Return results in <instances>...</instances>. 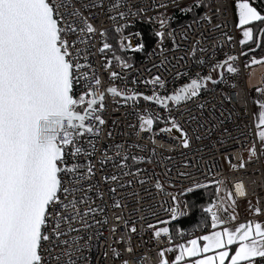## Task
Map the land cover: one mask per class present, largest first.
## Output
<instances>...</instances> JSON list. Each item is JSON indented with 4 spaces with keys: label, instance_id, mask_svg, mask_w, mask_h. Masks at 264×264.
I'll use <instances>...</instances> for the list:
<instances>
[{
    "label": "snow or ice",
    "instance_id": "1",
    "mask_svg": "<svg viewBox=\"0 0 264 264\" xmlns=\"http://www.w3.org/2000/svg\"><path fill=\"white\" fill-rule=\"evenodd\" d=\"M170 5L186 18L177 28L172 27L176 17L169 14ZM232 7L236 20L231 27L241 30L244 66L264 63V56L255 55L258 49L264 51L262 0H0V264H91L94 240L109 224V211L116 223L109 228L110 255L105 251L103 256L112 264L153 259L139 254L133 243L145 227L157 241L167 238L175 245L157 249L155 264H264V220L233 227L236 215L222 216L220 209H228L216 201L203 208L209 218L205 234L184 243L174 242L169 227L157 228L152 222L169 223L160 218L161 210L173 221L186 215L187 204L181 206L169 189L195 195L197 189L207 188L196 178L205 175L203 169L211 171L205 149L214 157L217 145L245 135L241 116L225 103L231 96L217 91L227 82L225 71H239L236 55L216 59L237 40L230 34ZM156 9L163 11L148 16ZM145 17L158 24L151 33L153 45L133 30L137 18ZM128 53H142L150 63L144 69L150 79L130 82L153 85L151 94L116 86L115 81H125L123 73L133 68ZM189 64L208 71L189 76L179 70ZM169 74L188 80L171 93L160 92ZM255 92L258 95L250 100L257 106L253 117L258 144L243 146L249 160L264 157V88ZM106 96L133 106L142 99L167 114L168 126L160 132L178 134L171 137L182 157L175 175L167 165L162 173L142 167L153 159L130 151L143 152L138 143L98 147L100 130L89 122L106 123L100 115L107 109ZM136 114L137 135L151 133L161 119L148 108ZM119 119L112 120L113 126ZM107 135L111 138L112 132ZM150 151L154 156L155 149ZM244 166L241 160L239 167ZM184 180L189 185L177 188ZM213 182L219 192L220 182ZM235 188L237 196L246 195L242 184ZM229 199L235 204L231 195ZM249 210L264 217L259 202ZM121 222L124 231L117 236Z\"/></svg>",
    "mask_w": 264,
    "mask_h": 264
},
{
    "label": "built area",
    "instance_id": "2",
    "mask_svg": "<svg viewBox=\"0 0 264 264\" xmlns=\"http://www.w3.org/2000/svg\"><path fill=\"white\" fill-rule=\"evenodd\" d=\"M145 4L148 3V0H143ZM156 4L161 3V0H155ZM173 7L170 5L169 10H172ZM168 10V11H169ZM163 9H156L155 11H150L148 16L157 15L158 12H162ZM230 20V34L237 37L236 42L232 46H225L223 51L217 53L216 59H224L225 53L233 54L238 57L235 66L239 69L238 74H228L225 71L226 83L222 84L218 87L217 91H223L225 94L231 96V102H225L228 107H231L237 111V113L241 116L243 120V124L241 126V131L245 133V135L240 136L239 132L235 129H232L235 135L240 136L239 141H226L225 145H217L213 151L215 152V156L207 155V149H205V161L208 165V168L211 169L208 172V169H203L205 175L197 174V179H199L202 183L207 184V187L214 188V195L211 200L216 201L218 204H222L224 207L228 209V211H224L223 208L220 209V214L222 216H227L229 213H234L236 215V219L232 221L231 225L248 222L251 220H256L260 222L264 220V217H257L250 212V206L257 205L259 202V206L264 208V168L263 161L261 159L252 160L243 159L242 153L246 149L243 147L244 145H249L252 142H256L255 138V127H254V119L250 107V98H249V89L247 86L248 77L251 72L250 65L248 67L244 66L246 58L240 56L239 53L241 51V46L238 43V40L242 38V34L239 33L237 29L231 27L234 23L233 14L229 16ZM173 27V28H177ZM154 28H158V24L150 23L148 18L145 17L143 21L137 18L136 23L134 25L133 30L140 31L143 36H149L152 41L150 45H153V37L151 33ZM134 43L136 41H133ZM149 50H151L149 48ZM129 56L132 57L133 68L123 73L125 75L126 80L115 81L116 86L135 89L137 91L144 92L145 94H151L153 89V85H145L141 82L136 84H132L130 81L132 79H136L137 81H142L144 79H150V75L144 71L145 67H150V63L145 61L144 54L142 53H128ZM251 56L248 57L250 59ZM154 59V57L149 58V60ZM143 62V63H142ZM120 71L119 68L116 69ZM181 72L187 71L189 76L194 75L197 71H200L201 74H205L208 69L207 67L201 69L196 64H189L187 68L181 67L179 69ZM155 71V70H153ZM215 75V73H213ZM188 76H182L178 79H173L171 74L166 76V85L165 89L159 90L160 92L167 91L171 93L175 88L180 87L182 84L187 82ZM247 101V106H246ZM105 103L107 105L106 111L100 113L106 123L103 126H99L95 121H90L93 127H98L100 130L99 136V144L98 147L110 146L113 143H138L140 144L144 151L141 152L140 149L134 148L130 151L134 154L144 155L145 157L151 156L153 159V163L151 165H142V167H147L149 170H155L156 172L162 173L164 171L165 165L168 167H173V175H175V167H178V162L182 159L180 150L173 147V141L171 139L173 133H161L160 129L167 127L168 125L164 122L166 117V113L159 109L158 107L151 105L149 103L144 102L142 99L136 106H133V102L129 101L125 103L119 97L113 100L111 96H106ZM247 107V116H244L243 110ZM145 108H148L149 111H153L158 114L161 119L157 120L154 123L153 131L149 132H141L137 135L138 129V116L137 111L143 112ZM173 110H175V106H173ZM227 114V113H226ZM219 115V113H217ZM119 117V123L116 126H113L112 120ZM128 125H133L134 127H129ZM244 125H247L245 127ZM231 128V125H229ZM111 131L112 137L109 138L107 133ZM153 139L155 143H153ZM216 139L215 136L212 138ZM151 149H155V155L152 156ZM164 156H171V160H164ZM243 160L245 162V166L243 168L239 167L240 161ZM205 161H201V165L205 163ZM235 165L236 167H233ZM209 181H219L220 182V191H216L217 184L209 183ZM190 181L184 180L178 183L177 188H179L180 184L184 186L189 185ZM242 184L246 195L243 197L236 195V184ZM172 191L178 198V202L181 206L185 205L184 202V194L188 192H179L177 189H169ZM227 194H230L235 199V204H233L232 200L227 198ZM161 200H170L169 197H161ZM246 211H249L246 214ZM117 214H119V210H117ZM125 216H127V211H125ZM109 224L100 228L99 231L103 234L102 236H98L95 238L93 247L91 249L89 259L91 260V264H112L111 259H105L103 253L105 251H109L108 244L112 241V235L109 232V228L116 223L112 219V212L109 211ZM160 218L166 219L169 223L171 220L169 213L160 211ZM209 219V218H208ZM156 224V227L159 228L160 225L156 221H152ZM169 223L167 227H169ZM137 228H140V225H137ZM124 231V225L121 222L118 226L117 236L120 232ZM152 230L147 229L145 227L143 235L136 236L134 238L133 243L138 246V253L150 256L153 259L151 261H145V264H155V257L157 249L159 248H167L169 246L168 239L163 238L159 241L154 239L151 234ZM183 238L180 240L174 241L175 243L178 241H184L189 238H196L201 234H205L204 231H197L194 234H186L182 231Z\"/></svg>",
    "mask_w": 264,
    "mask_h": 264
},
{
    "label": "trees",
    "instance_id": "3",
    "mask_svg": "<svg viewBox=\"0 0 264 264\" xmlns=\"http://www.w3.org/2000/svg\"><path fill=\"white\" fill-rule=\"evenodd\" d=\"M170 15L175 14L176 19L172 22V27L178 26L180 23L185 22L186 18H182L178 9H172L168 11ZM145 41L150 45L152 39L149 36H144ZM247 51V48H244ZM255 55H264V51L257 50ZM249 56H252L250 53ZM214 195V188L207 187L197 189L196 194L187 193L184 196V202L188 206L187 214L180 216L175 221L169 223V228L173 233V240L177 241L181 239L180 233L184 231L186 234H194L197 231H204V221L208 219L206 214L203 212V208L206 207Z\"/></svg>",
    "mask_w": 264,
    "mask_h": 264
},
{
    "label": "crops",
    "instance_id": "4",
    "mask_svg": "<svg viewBox=\"0 0 264 264\" xmlns=\"http://www.w3.org/2000/svg\"><path fill=\"white\" fill-rule=\"evenodd\" d=\"M262 3H264V0H262ZM234 10V8H233ZM236 17H235V10H234V15H233V21L235 22ZM264 56V55H261ZM260 57V56H258ZM247 86L249 89V98L251 97H256L258 94L255 92L256 88H264V63H257L255 65H253L251 67V72L250 75L248 77V81H247ZM250 107H251V111H252V115L253 113L257 112V106L251 102L250 100ZM254 119V117H253ZM255 122V119H254ZM258 144V141H257ZM248 146H251V144H249ZM242 158L243 159H249L248 157V152L247 149L244 150V152L242 153ZM262 161H263V168H264V157H262ZM249 211H246V214H248ZM231 226H238V224H234ZM186 242V240L184 241H178L176 243H184ZM175 245H173L172 247H174ZM167 255L171 258L172 257V253H167Z\"/></svg>",
    "mask_w": 264,
    "mask_h": 264
},
{
    "label": "rangeland",
    "instance_id": "5",
    "mask_svg": "<svg viewBox=\"0 0 264 264\" xmlns=\"http://www.w3.org/2000/svg\"><path fill=\"white\" fill-rule=\"evenodd\" d=\"M233 8L234 7H232V14L234 15V10H233ZM238 31H239V33L241 34V30L240 29H237ZM173 135H178L177 133H175L174 131H173ZM163 226H166L167 227V225H163ZM160 227H162V226H160Z\"/></svg>",
    "mask_w": 264,
    "mask_h": 264
},
{
    "label": "water",
    "instance_id": "6",
    "mask_svg": "<svg viewBox=\"0 0 264 264\" xmlns=\"http://www.w3.org/2000/svg\"><path fill=\"white\" fill-rule=\"evenodd\" d=\"M184 195H186V194H184ZM229 195H230V194H227V198H228V199H229ZM229 200H230V199H229Z\"/></svg>",
    "mask_w": 264,
    "mask_h": 264
}]
</instances>
